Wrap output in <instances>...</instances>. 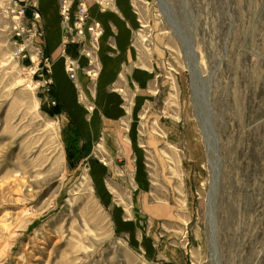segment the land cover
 <instances>
[{
    "label": "rangeland",
    "instance_id": "obj_1",
    "mask_svg": "<svg viewBox=\"0 0 264 264\" xmlns=\"http://www.w3.org/2000/svg\"><path fill=\"white\" fill-rule=\"evenodd\" d=\"M26 2L0 0V264H217L207 200L214 168L219 264H264V0L152 3L154 19L145 33L159 38L166 54L156 75L161 110L168 122L180 125L184 152L177 160L196 162L202 172L192 223L171 239L183 253L178 257L138 254L118 239L110 213L92 190L86 164L78 166L80 177L72 171L65 123L45 113L47 98L31 60L40 45L47 47L44 19L40 37L33 19L18 16L16 4ZM163 4L195 50L200 88H194L190 67L197 60L189 58L162 13ZM22 46L26 60L13 56ZM200 92L207 94L208 106L202 105ZM206 121L214 149L203 134ZM168 153L175 162L171 155L176 152L168 147Z\"/></svg>",
    "mask_w": 264,
    "mask_h": 264
},
{
    "label": "crops",
    "instance_id": "obj_2",
    "mask_svg": "<svg viewBox=\"0 0 264 264\" xmlns=\"http://www.w3.org/2000/svg\"><path fill=\"white\" fill-rule=\"evenodd\" d=\"M36 1L44 19L46 57L52 63L53 97L63 110L52 118H62L64 130L72 126L82 138L72 171L80 177L78 166L86 164L92 190L110 213L118 239L138 254L178 257L183 253L171 239L192 223L202 172L196 162L177 160L178 152H184L180 125L168 122L161 110L156 75L166 54L159 38L145 33L154 19L155 0H114L109 6L108 0H84L91 20L104 30L91 68L78 46L63 45L60 0ZM65 56L78 61L75 81L65 69ZM88 69L95 72L89 76ZM168 147L176 152L171 155L175 162L168 158Z\"/></svg>",
    "mask_w": 264,
    "mask_h": 264
},
{
    "label": "built area",
    "instance_id": "obj_3",
    "mask_svg": "<svg viewBox=\"0 0 264 264\" xmlns=\"http://www.w3.org/2000/svg\"><path fill=\"white\" fill-rule=\"evenodd\" d=\"M114 0H108L106 5L113 4ZM18 16L23 19L27 18V11H31L29 16L34 20L35 33L40 37H44L45 33L40 24L41 14L38 10L36 0H27L25 5L20 6ZM59 12L61 19V29L63 33V45L67 47L69 45H76L81 49L83 55L89 60L90 68L96 65V59L94 54L98 48L100 38L103 36L104 30L101 24L91 20L89 9L84 0H60ZM40 24V26H39ZM26 48L22 46L13 55L18 60L28 59ZM34 63L36 71L35 74L40 79L39 86L43 88L42 93L47 98L49 105H57V101L52 99L54 81L49 78L51 75V61L45 57V49L40 45L37 49V55ZM79 68L78 61L69 56H65V69L69 74L71 80L75 81L76 71ZM95 70H87V75L91 76ZM94 75V74H93ZM82 100V98H80Z\"/></svg>",
    "mask_w": 264,
    "mask_h": 264
},
{
    "label": "bare ground",
    "instance_id": "obj_4",
    "mask_svg": "<svg viewBox=\"0 0 264 264\" xmlns=\"http://www.w3.org/2000/svg\"><path fill=\"white\" fill-rule=\"evenodd\" d=\"M161 7V6H160ZM166 6H164V7H162V13L164 14H166L167 16H169V17H172L170 14H169V10H166V8H165ZM183 45H184V47H186V48H188V54H189V58H191V60H193L192 58H193V56H194V58H195V54H194V52L195 51H193V48L189 45V44H187V45H185L184 43H183ZM187 51V50H186ZM196 60L198 59V58H195ZM190 67H191V72H192V77H193V81H194V88L196 89V88H200V84L202 83V81L200 82V80L202 79L201 78V74H200V69H199V67H198V63H197V61L196 62H191L190 61ZM200 79V80H199ZM207 95V94H206ZM206 95L204 94V92H200V94H198V97L200 98V99H202V101H204V102H202V105H206V106H208V104H207V102H206ZM200 102V101H199ZM204 103V104H203ZM205 106V107H206ZM198 108V107H197ZM200 110V109H199ZM205 113V112H204ZM204 116V115H203ZM205 116H206V119H207V117L209 116V111L207 110V112L205 113ZM201 119V118H200ZM202 122H203V119H202ZM210 122H208V121H206V122H204L203 124H202V130H203V134H205L206 135V137H207V140H208V143H207V145H208V148H211V149H214L213 148V141H212V139H213V137H212V129H211V127H210V124H209ZM209 135V136H208ZM211 139H210V138ZM215 161H213V166L215 167ZM214 170V173H213V181H212V185H211V188H210V190H209V193H208V197H207V200H208V223H209V229H210V236H211V238H210V240H211V246H212V259L217 263V264H219V253H218V249H217V245H216V241H215V232H216V215H215V199H216V197H215V193H217V192H215V190H216V188L214 187V186H216V184H217V181H216V177H217V172H216V170H215V168L213 169ZM214 183H215V185H214ZM215 188V189H214ZM217 204V203H216Z\"/></svg>",
    "mask_w": 264,
    "mask_h": 264
},
{
    "label": "trees",
    "instance_id": "obj_5",
    "mask_svg": "<svg viewBox=\"0 0 264 264\" xmlns=\"http://www.w3.org/2000/svg\"><path fill=\"white\" fill-rule=\"evenodd\" d=\"M30 15H31V11H27V16ZM45 57H46V52H45ZM44 109H45V113L51 117L59 116L63 112L62 107L58 102L57 105L55 106L50 105L45 107ZM81 140H82L81 134L76 128L69 126L63 131V141L66 145L67 159L69 161V164H72L71 160L76 159L78 157V154L80 152Z\"/></svg>",
    "mask_w": 264,
    "mask_h": 264
},
{
    "label": "water",
    "instance_id": "obj_6",
    "mask_svg": "<svg viewBox=\"0 0 264 264\" xmlns=\"http://www.w3.org/2000/svg\"><path fill=\"white\" fill-rule=\"evenodd\" d=\"M163 6H164V4H163ZM161 9H162V7H161ZM169 14H170V11H169ZM165 16H167V15L165 14ZM168 20H170L169 21L170 22V25L173 27V29L175 30V32L180 36V38L182 39L183 43L185 45L189 44L188 42H191V41L187 38V36H185L183 30L179 27V25H177V22L173 21L172 17H169V16H168ZM197 62H198V59H197Z\"/></svg>",
    "mask_w": 264,
    "mask_h": 264
}]
</instances>
